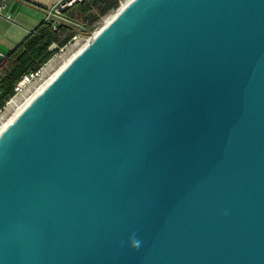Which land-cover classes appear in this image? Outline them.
<instances>
[{
    "label": "water",
    "instance_id": "water-1",
    "mask_svg": "<svg viewBox=\"0 0 264 264\" xmlns=\"http://www.w3.org/2000/svg\"><path fill=\"white\" fill-rule=\"evenodd\" d=\"M0 264H264V0L95 36L0 135Z\"/></svg>",
    "mask_w": 264,
    "mask_h": 264
},
{
    "label": "trees",
    "instance_id": "trees-1",
    "mask_svg": "<svg viewBox=\"0 0 264 264\" xmlns=\"http://www.w3.org/2000/svg\"><path fill=\"white\" fill-rule=\"evenodd\" d=\"M121 0H86L62 13L57 30L48 22L41 23L8 57L1 70L0 110L15 96L16 84L30 72L46 65L78 35L90 36L100 19L119 7ZM56 49L51 50L52 45Z\"/></svg>",
    "mask_w": 264,
    "mask_h": 264
},
{
    "label": "crops",
    "instance_id": "crops-1",
    "mask_svg": "<svg viewBox=\"0 0 264 264\" xmlns=\"http://www.w3.org/2000/svg\"><path fill=\"white\" fill-rule=\"evenodd\" d=\"M4 0H0V4ZM11 20L0 17V72L10 54L43 23L56 0H7ZM62 20V19H61Z\"/></svg>",
    "mask_w": 264,
    "mask_h": 264
},
{
    "label": "bare ground",
    "instance_id": "bare-ground-1",
    "mask_svg": "<svg viewBox=\"0 0 264 264\" xmlns=\"http://www.w3.org/2000/svg\"><path fill=\"white\" fill-rule=\"evenodd\" d=\"M133 0H125L122 2L119 9L109 17H107L102 26L97 30L96 33H94V36L91 38H88L87 40H84L83 42H79L76 44V47H74L72 50H70L67 54H65V57L63 56V64L59 69H57L53 74H50V77H46V80L43 78L40 80H44L43 83H41L34 93L31 95H28L25 97V101L22 105L16 104L14 101L9 104V106L14 107L13 110H11L12 115L10 118L6 119L5 116L0 119V135L2 132L9 127L18 117L19 115L27 108V106L38 96L40 95L50 83H52L58 75L70 64V62L77 57L94 39L95 36H97L107 25H109L118 15L121 13ZM57 61V60H56ZM62 63V60H61ZM54 69V68H53ZM50 73V72H49ZM27 93V92H26ZM25 94V93H24ZM23 94V96H24ZM26 95V94H25ZM10 114V113H9Z\"/></svg>",
    "mask_w": 264,
    "mask_h": 264
},
{
    "label": "built area",
    "instance_id": "built-area-1",
    "mask_svg": "<svg viewBox=\"0 0 264 264\" xmlns=\"http://www.w3.org/2000/svg\"><path fill=\"white\" fill-rule=\"evenodd\" d=\"M84 1H86V0H56L55 5L48 11L47 17L45 19V22L50 23L53 26L54 30H57L59 25H60V21L62 19L63 11H65V10H67L69 8H72L76 4L82 3ZM123 1H120L119 7L121 6ZM8 6H9V3H8L7 0H4L0 4V17L4 18V19H7V20H11L13 17L8 11ZM119 7L117 9H119ZM56 47L57 46L55 44L52 45L51 46V50L56 49ZM54 57H56V55ZM54 57H53V59H54ZM49 63H51V60L49 61ZM46 66H48V64L44 65L42 68H40L37 71L30 72L29 74H26L16 84L14 98H16V97H18L20 95H23L24 93L28 92L29 89L35 83L39 82L44 76V71H45V67ZM0 77H1V72H0Z\"/></svg>",
    "mask_w": 264,
    "mask_h": 264
},
{
    "label": "rangeland",
    "instance_id": "rangeland-1",
    "mask_svg": "<svg viewBox=\"0 0 264 264\" xmlns=\"http://www.w3.org/2000/svg\"><path fill=\"white\" fill-rule=\"evenodd\" d=\"M123 1V0H121ZM125 1V0H124ZM118 9H115L114 11H110L108 14H106L105 16H103L100 21L98 23H96L94 26H93V32H92V35L90 36H84L82 34H78L76 36L75 39H73V41L71 43H69L67 46H65L63 49H61V51H59V53H57L56 57H54V59L52 58L51 59V63H47L48 66L45 67V71H44V80H46V77L48 79V77H50V74H53L57 69H59L61 67V65L63 64V56L65 57V54H67L70 50H72L74 47H76V44L77 43H81L83 42L84 40H87L88 38H91L93 36L94 33L97 32V30L100 28V26H102L104 20L109 17L110 15L114 14ZM57 60V61H56ZM61 60H62V63H61ZM54 68V69H53ZM55 70V71H54ZM50 72V73H49ZM39 81L37 83H35L27 93L23 95H20L16 98H12L5 106L2 110H0V119L2 117L5 116L6 119L10 118L11 115H12V111L14 107L12 106H9V104L11 102H15L16 104H20L22 105L25 101V97H27L28 95H31L32 93H34V91L36 90V88L41 84L43 83V81ZM10 113V114H9Z\"/></svg>",
    "mask_w": 264,
    "mask_h": 264
},
{
    "label": "clouds",
    "instance_id": "clouds-1",
    "mask_svg": "<svg viewBox=\"0 0 264 264\" xmlns=\"http://www.w3.org/2000/svg\"><path fill=\"white\" fill-rule=\"evenodd\" d=\"M134 246H135V247L137 246L136 242H134Z\"/></svg>",
    "mask_w": 264,
    "mask_h": 264
}]
</instances>
